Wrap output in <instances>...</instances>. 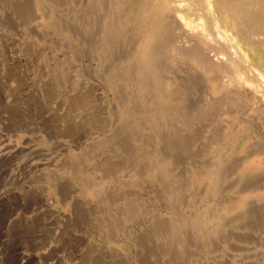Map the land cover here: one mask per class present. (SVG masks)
Here are the masks:
<instances>
[{
  "label": "rangeland",
  "instance_id": "1",
  "mask_svg": "<svg viewBox=\"0 0 264 264\" xmlns=\"http://www.w3.org/2000/svg\"><path fill=\"white\" fill-rule=\"evenodd\" d=\"M31 1L0 0V264H172L177 236L154 230L157 221L170 218L155 200L171 175L169 168L185 173L189 157L208 164L176 185L186 210L183 221H208L200 256L241 229L264 237V85L256 77L263 72L264 53L253 55L256 44L235 48L231 39L228 47L216 49L217 59L236 50L245 64L240 74L246 84L240 86L229 71L214 72L228 88L213 90L210 76L198 69L193 57L174 55L171 49L192 43L211 27L198 24L187 30L183 25L202 21L197 17L202 0H108L122 31L107 41L102 54L111 72L126 59L124 40L130 44L128 68L115 84L124 96L114 98L107 80L88 75L92 97L83 116L77 117L69 96L54 98L56 87L44 68L42 32L52 24L34 26L25 13ZM215 3L218 15L228 0ZM207 13H202L205 20ZM223 31L220 26L207 30L221 32L222 38ZM168 40L170 46L163 48ZM167 76L173 78V87L155 104L149 95L152 83ZM50 106L56 109L53 116L48 114ZM112 106L123 110L125 122L111 116ZM203 106L207 112L198 125L182 121L175 126L172 117L156 118L160 113L182 117ZM142 108L159 122V131H173L175 164L154 167L160 156L170 160L172 155L161 154L159 138L151 142L149 121L138 119ZM80 120L88 121L86 129L92 132L105 126L108 130L94 139L85 137L82 131H91L83 130ZM125 124L130 132L122 129ZM237 159L243 164L236 168L238 175L232 174L234 184L230 176L216 190L224 162ZM250 176L253 186L247 192L241 186ZM245 209L241 224L222 225L241 219Z\"/></svg>",
  "mask_w": 264,
  "mask_h": 264
},
{
  "label": "bare ground",
  "instance_id": "2",
  "mask_svg": "<svg viewBox=\"0 0 264 264\" xmlns=\"http://www.w3.org/2000/svg\"><path fill=\"white\" fill-rule=\"evenodd\" d=\"M201 3L202 4L198 7V11L202 13L204 11L207 13L208 11L207 14H210V16L209 18L206 17L207 20H205L203 14L199 12L197 17H201L202 21L194 20V23H186L181 20L180 22H183L187 30L194 29L198 24L206 27L205 29H207L209 26L208 24H210L211 27L207 30L210 28L218 29L219 26L223 27V38L219 34L221 32L210 34L207 30H204L200 32L201 34L192 41V43H178V47H171L172 52L174 55L187 53L193 57L198 64V69L203 73L206 72V74L210 76L213 90H218L221 86L224 88V91L228 88L227 81H221V79L218 78L219 75L214 72L221 74L229 71V73L236 74L240 86L245 85V77L240 74V66H245V64L240 60L236 50L220 54L218 55V59L213 55H215L216 49L219 47H228V42L231 39L234 40L235 48L246 44H256L257 47L255 46V48L257 50L253 52V55L256 56L259 51L260 53H264V0H228L227 7L218 15H215L213 11L216 5L215 0H202ZM25 9L26 15L34 22V26L39 27L43 22L52 24L50 29H42V32L44 68L48 74L51 75V79L55 84L56 90L54 92L57 96L54 98L58 99L57 97H59L58 100H60V97L66 98L69 96V100L73 101L76 105L77 117H82L85 110L84 106L87 105L92 97L90 79L88 80L87 78V76H91V74L94 76L98 74L100 77L99 80L103 83L104 80L108 81L107 86L108 84L111 85L110 89H113L114 98L117 96H124V90L116 89L115 84L121 80L119 74L122 76L124 68H128V66H124L129 62V56L127 54L130 44L127 40H124L126 59L121 62L122 64L116 67L113 66L111 68L113 71L111 72L107 69L109 65L108 60L102 54V48L106 46L107 41L110 38L117 37V31H119V29L122 31L119 19L114 15L108 0H32ZM45 14H47V16H45ZM123 35L124 31L122 33V36ZM119 37L122 39L121 36ZM219 37L222 39L220 40ZM173 38L177 40V34H175ZM168 42L170 41L168 40L163 43L162 47L164 48L167 46L168 48L170 46ZM30 44H32L31 41ZM117 44H119L118 41ZM122 46L124 47V45ZM111 57L113 58V56ZM85 60L87 62L89 61L90 65H88V63L86 64ZM91 63L94 64L93 67H90ZM113 63L116 64V62ZM152 64L151 68L155 70L157 66L154 63ZM256 77L259 84L264 85V68L263 72L256 73ZM173 84L174 81L171 76H167L159 82L152 83L153 88L151 92H149V95L151 99L154 100L155 104L163 101L164 96L170 92ZM136 89L138 90V87L134 90ZM65 95L67 96L65 97ZM58 100H56L55 103H57ZM239 100L240 95H237L235 101L239 102ZM207 108L208 106H203L196 112L185 113L186 115L183 116L181 114L182 117L176 116L175 114L169 116L164 115L166 113H160L156 118L157 121H159V117H172L171 122L175 126L179 122L182 123V121L188 125H198L207 112ZM55 110V106H50L48 114L53 116ZM110 113L112 117H116L117 121L121 119L125 122L127 120V117H124L123 110L120 108L112 106ZM150 115L151 114L145 110V108H142L139 111L138 119H141L144 123L146 120L149 121L148 125L150 126L147 128L150 130L149 133L153 136L151 142H154V138H156V141L159 138L162 144L160 147L161 154L166 153L172 155L170 160L165 159L164 156H160L154 164V167L159 168L162 165L165 166V164L173 165L178 155L175 150L176 137L171 135L173 133L171 130L165 129L159 131V122H156ZM164 120L163 118L162 121ZM80 122L83 130H90L86 129L90 128L88 121L80 120ZM122 129L125 132H130L132 128L125 124ZM102 130L106 131L108 127L105 126ZM92 131L88 133L86 131L82 132L83 134L84 132L86 133V135H84L85 137L90 134V138L93 139L102 136L101 134L103 131ZM140 142L145 143V141ZM240 159L242 158L240 157ZM199 162L200 164L192 159V157H189V159L186 160L187 168L185 173L174 172L172 168H169L172 171L170 173L171 175L166 179L167 184L162 187L161 196L158 198V201L155 200L158 206L167 209L170 218L157 221L159 223L154 225V230L158 229L161 233L168 232L170 234H176L177 236L175 250L171 254V263L264 264V237H252L245 229H241L236 235L229 236L230 239L226 243L217 244L214 249L211 248V251L205 253L203 257L200 256L201 251L203 252L204 250L202 247V243H204L202 238L204 237H201L205 229L204 221L206 223L208 221L205 220L206 217H200L198 221L192 222L193 224L189 223V221L187 223L186 220L183 221L186 217L182 215L185 214L186 210L182 208L181 195L178 194L176 188V185L179 183L182 184L184 181H188L190 178L188 176H192L198 167L202 166V168H207L208 164L206 165V159ZM240 164L243 163L239 159L234 160V162L231 160L224 162L221 173L223 176L218 179L216 190L218 189V191H220V188L222 189L223 186L227 184L230 176V184H234L233 181H235V178L232 174L234 176L238 175L236 168H239ZM242 174L243 173H241V175ZM250 179L245 182L244 186L240 185L241 188L243 187L244 191L250 192L248 189L251 185L253 186L252 180H254V178L250 176ZM240 183L242 182L240 181ZM154 189V187L149 188L151 191ZM131 190L132 189H129V191ZM238 190V192H240V189ZM243 212L241 219L235 220L234 218L230 222L227 221L222 223V225L225 226L228 223L241 224L245 217H247V209ZM176 215L182 217V219L180 218L181 220L179 221L174 220L173 217ZM149 234H152V230H149Z\"/></svg>",
  "mask_w": 264,
  "mask_h": 264
}]
</instances>
